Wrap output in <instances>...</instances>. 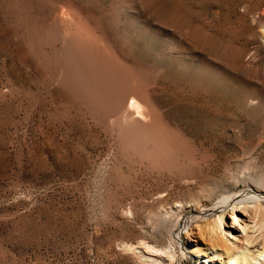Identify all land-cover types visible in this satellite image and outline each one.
<instances>
[{"label": "rangeland", "instance_id": "374dc122", "mask_svg": "<svg viewBox=\"0 0 264 264\" xmlns=\"http://www.w3.org/2000/svg\"><path fill=\"white\" fill-rule=\"evenodd\" d=\"M246 193L264 0H0V264H227Z\"/></svg>", "mask_w": 264, "mask_h": 264}, {"label": "bare ground", "instance_id": "6f19581e", "mask_svg": "<svg viewBox=\"0 0 264 264\" xmlns=\"http://www.w3.org/2000/svg\"><path fill=\"white\" fill-rule=\"evenodd\" d=\"M240 197L249 198L253 201L262 198L259 193H246L241 196L237 195L224 199L220 202L219 207L223 206L222 208L224 209V207L233 201L240 200ZM235 204L232 203L231 207L233 209L232 216L229 217L231 222L226 223L223 221L225 215L221 212L217 224V237H221L225 243H228L227 246L230 251L227 250L226 253L230 254L232 250L235 252L234 257L231 258L230 256L227 264H258L264 262V241L261 242L259 239H256L254 221L248 215L245 208L237 207ZM216 260L219 261L220 259L217 258Z\"/></svg>", "mask_w": 264, "mask_h": 264}]
</instances>
